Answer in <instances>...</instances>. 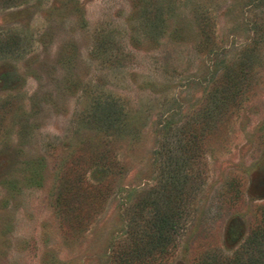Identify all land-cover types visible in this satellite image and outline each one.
Listing matches in <instances>:
<instances>
[{"label":"rangeland","instance_id":"rangeland-1","mask_svg":"<svg viewBox=\"0 0 264 264\" xmlns=\"http://www.w3.org/2000/svg\"><path fill=\"white\" fill-rule=\"evenodd\" d=\"M0 40V264H126L175 170L153 264L264 253V0H0Z\"/></svg>","mask_w":264,"mask_h":264},{"label":"trees","instance_id":"trees-1","mask_svg":"<svg viewBox=\"0 0 264 264\" xmlns=\"http://www.w3.org/2000/svg\"><path fill=\"white\" fill-rule=\"evenodd\" d=\"M1 1L2 3H6V2H11L13 0H1ZM8 45L5 43L2 44L0 40V53H3L7 49H11V48H7L9 47ZM237 74L238 72L236 71L228 74L229 83L230 82L234 84L238 83L239 80L236 78ZM236 87L237 85L235 86V90ZM231 95H233V93L230 95L227 94V97L230 98ZM101 112L105 113V110H102ZM104 116L105 115L102 116L103 119L107 120L108 118L107 115L105 117ZM178 161L179 160H174L173 162L178 165V168L181 171L182 169H185V167L189 165V162H187V160L185 159L183 161L184 163L181 162L179 164ZM178 175L179 174L176 173V170L173 171L172 174H170V177L173 178V181L171 183L170 189L163 194L164 201L161 200V203H159L160 200L155 199L156 202L154 203L155 205H154L153 215L151 216L150 219H148L145 226L140 230L139 235L137 234V239L134 242V245L136 246L134 250L131 251L134 253L131 254L135 256L131 257L130 254L129 257H126V264H151V263L153 264L154 261L157 262L159 258L163 257L164 254L169 250L171 244L174 243L175 241L174 236H176L175 233H177L181 227L180 218L182 217L181 214L183 212V209L178 208L174 201V198L177 196V192H176L177 179L178 180L182 179V177ZM184 177L185 175L183 176V178ZM183 181H185V178L183 179ZM139 223L140 224H136V225L137 226L141 225V222ZM139 236L141 237L140 239H138ZM248 259L250 264H264V253H259L258 256L257 254L252 253V255H250ZM216 261H218V259H216L215 257L206 256L205 258H203V261L200 264H216Z\"/></svg>","mask_w":264,"mask_h":264}]
</instances>
